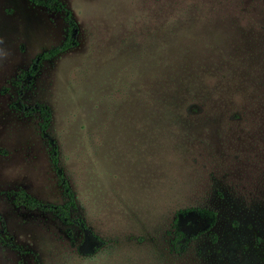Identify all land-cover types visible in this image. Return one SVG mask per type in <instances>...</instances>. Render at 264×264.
Returning <instances> with one entry per match:
<instances>
[{
    "label": "rangeland",
    "instance_id": "obj_1",
    "mask_svg": "<svg viewBox=\"0 0 264 264\" xmlns=\"http://www.w3.org/2000/svg\"><path fill=\"white\" fill-rule=\"evenodd\" d=\"M58 1L0 0V264H264V0ZM64 9L77 44L19 94L17 72L63 41ZM19 96L50 108L73 215L103 241L93 254L75 224L16 203L65 201ZM168 96L182 128L163 121ZM187 206L216 220L174 252Z\"/></svg>",
    "mask_w": 264,
    "mask_h": 264
},
{
    "label": "trees",
    "instance_id": "obj_2",
    "mask_svg": "<svg viewBox=\"0 0 264 264\" xmlns=\"http://www.w3.org/2000/svg\"><path fill=\"white\" fill-rule=\"evenodd\" d=\"M29 1L34 4L46 7L53 5L59 6L61 8L64 7L63 4H61V2L58 0ZM64 13V18L66 21V34L63 41L58 45L38 53L26 69H21L17 72L13 83L17 87L19 94L32 85L43 61L56 57L77 44V23L73 19L71 12L68 9H64ZM190 94L192 95L193 92H190ZM168 98L169 96L163 100L160 110L163 113V121L166 120L168 126L182 128V126H184L182 109L179 105ZM16 108H18L25 115H31L34 113H38L40 115L41 120L39 122V130L50 147V159L56 172L58 184L65 198V201L59 204L44 203L32 197L28 193L20 190L15 192L16 203L22 204L30 209L38 208L45 211H52L65 224H75L78 227L81 235L79 246H81V244H83V242L86 240H93L97 244L94 247V251H91L90 253L93 254L97 252V250L101 248L103 241L88 228L82 217L73 215V209L76 207V198L74 191L72 190L62 168L59 165L57 143L48 132L51 118L49 106L43 103L27 105L21 101V97L19 96L18 101L16 102ZM215 220V212L208 208L196 206L179 208L175 211L170 224V249L174 252L184 251L193 239L208 231L214 225Z\"/></svg>",
    "mask_w": 264,
    "mask_h": 264
}]
</instances>
